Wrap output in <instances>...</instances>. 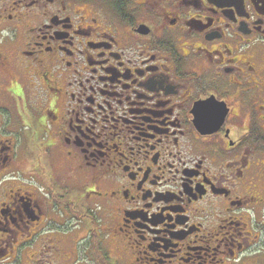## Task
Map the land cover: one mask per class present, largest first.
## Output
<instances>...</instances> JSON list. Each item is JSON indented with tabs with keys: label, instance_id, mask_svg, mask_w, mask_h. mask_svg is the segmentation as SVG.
Here are the masks:
<instances>
[{
	"label": "flooded vegetation",
	"instance_id": "obj_1",
	"mask_svg": "<svg viewBox=\"0 0 264 264\" xmlns=\"http://www.w3.org/2000/svg\"><path fill=\"white\" fill-rule=\"evenodd\" d=\"M262 217L264 0H0V264H233Z\"/></svg>",
	"mask_w": 264,
	"mask_h": 264
},
{
	"label": "rangeland",
	"instance_id": "obj_2",
	"mask_svg": "<svg viewBox=\"0 0 264 264\" xmlns=\"http://www.w3.org/2000/svg\"><path fill=\"white\" fill-rule=\"evenodd\" d=\"M261 221L264 222V217L260 218ZM264 229V228H263ZM258 230L257 232H259L260 234V246L257 247L255 250L251 249L252 256L245 258L246 256H244V254L239 255V257H241L243 260L242 261H234L233 264H264V230ZM80 233V231L78 232V234ZM80 237H83V233L80 234ZM85 249L87 248L86 246H84ZM79 250H80V254H79V258L83 259V254L81 253L82 251V242L79 245ZM106 252H104V255L106 256ZM111 254L115 253L112 251ZM244 256V257H243ZM107 259V258H106ZM85 264H90L89 263V259L87 257V259H83Z\"/></svg>",
	"mask_w": 264,
	"mask_h": 264
},
{
	"label": "trees",
	"instance_id": "obj_3",
	"mask_svg": "<svg viewBox=\"0 0 264 264\" xmlns=\"http://www.w3.org/2000/svg\"><path fill=\"white\" fill-rule=\"evenodd\" d=\"M103 261H104V259L101 257V259H99V264H105V263H103Z\"/></svg>",
	"mask_w": 264,
	"mask_h": 264
}]
</instances>
